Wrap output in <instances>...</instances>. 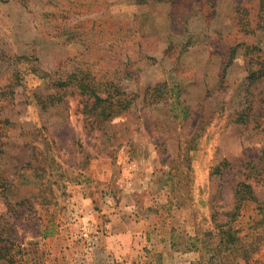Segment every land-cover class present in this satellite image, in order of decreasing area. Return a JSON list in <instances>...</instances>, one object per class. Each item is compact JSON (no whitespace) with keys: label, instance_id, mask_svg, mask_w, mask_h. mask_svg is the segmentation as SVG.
<instances>
[{"label":"rangeland","instance_id":"1","mask_svg":"<svg viewBox=\"0 0 264 264\" xmlns=\"http://www.w3.org/2000/svg\"><path fill=\"white\" fill-rule=\"evenodd\" d=\"M258 3L0 0V119L10 120L0 264H209L241 182L256 199L242 203L239 241L222 257L264 264V80L247 78L249 61L264 59V31L238 24V7L253 21ZM76 66L139 94L104 131L79 96L38 103L51 76ZM163 82L169 102L143 99Z\"/></svg>","mask_w":264,"mask_h":264},{"label":"trees","instance_id":"2","mask_svg":"<svg viewBox=\"0 0 264 264\" xmlns=\"http://www.w3.org/2000/svg\"><path fill=\"white\" fill-rule=\"evenodd\" d=\"M137 3H146L149 0H135ZM155 1H172V0H155ZM175 1V0H173ZM258 11L257 17L255 20L251 21L246 12L248 7H238L239 9V29L245 33H254L256 30L264 31V0H258ZM245 8V9H241ZM68 13H71V10L68 9ZM69 16V15H68ZM81 27H84V33L86 29L92 30L95 27V22L92 25L82 23ZM82 31V32H83ZM241 46V43H238L236 46H231L229 49V54L224 59L223 72L233 63L234 58L236 57L238 47ZM256 46H247L246 54L252 53ZM245 54V56H246ZM257 60H250L249 67H247V78L249 79V86H252L260 81L264 80V59L259 56ZM56 77L51 76L50 91H47L43 94H37V100L42 109H47L50 106H55L57 104L63 103L69 96H79V112L82 113L87 119H90L88 124L91 126V129L96 128L98 130L104 131L106 124L116 118L117 116L127 112L131 106L136 102L139 97L138 93L128 92L116 83L113 78H105V76L96 77L91 70L83 69L79 66L75 68L66 70L65 74L58 73ZM167 83H157L154 86L148 87L143 94V99L146 100L149 97L148 102L151 103H165L173 97L172 90H165ZM170 93V94H169ZM1 96L10 101L14 98L13 92L1 93ZM77 108V109H78ZM245 116H241L239 121H244ZM10 123L8 117L0 119V154L3 153L4 147V136L6 135V127ZM251 163H248L249 166ZM41 166V170H44V166ZM8 180L6 177L0 175V191L4 192L7 190ZM235 190V203L230 212H227L228 217L230 218L225 223H217V226L220 227L221 234H223L224 239L220 242L218 246L213 250V255L210 258L209 264H227V261H224L222 253L226 252L228 249L232 251V246H235L239 241V238L236 235V229L231 225V223L236 218L240 209L242 208V203L248 198H255L253 194L252 185L247 182H241L238 184ZM256 199V198H255ZM8 206H13L8 202ZM15 215L20 217L25 212L24 211H15ZM264 221V218L263 220ZM228 227L225 229L224 227ZM225 245V249L222 247ZM236 247V246H235ZM246 257V255H245Z\"/></svg>","mask_w":264,"mask_h":264}]
</instances>
